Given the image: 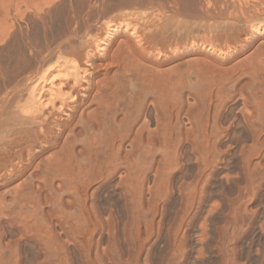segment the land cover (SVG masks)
<instances>
[{
	"label": "rangeland",
	"instance_id": "obj_1",
	"mask_svg": "<svg viewBox=\"0 0 264 264\" xmlns=\"http://www.w3.org/2000/svg\"><path fill=\"white\" fill-rule=\"evenodd\" d=\"M0 9L12 31L0 37V96L23 58L25 73L35 70L38 53L68 37L79 44L76 29L102 37L106 21L134 28L129 13L145 11L157 36L142 53L156 73L124 74V104L105 117L138 132L112 159L118 169L89 184L93 175L73 180L74 168L58 172L64 179L0 164V264H264V0H0ZM9 109L0 111L3 162L25 139Z\"/></svg>",
	"mask_w": 264,
	"mask_h": 264
},
{
	"label": "bare ground",
	"instance_id": "obj_2",
	"mask_svg": "<svg viewBox=\"0 0 264 264\" xmlns=\"http://www.w3.org/2000/svg\"><path fill=\"white\" fill-rule=\"evenodd\" d=\"M0 10H3V9H0ZM5 11H6V9H4L3 12L0 11V13L2 12L5 15ZM8 12H9V10H8ZM16 12H18V11H16ZM6 13H7V11H6ZM10 13H11V10H10ZM16 14H18V13H16ZM148 14L145 11L144 12L135 11L131 14L129 13V15H131V17L134 18V21L136 24V26L134 28H131L130 23L123 25L122 23L114 24L111 21H108V22L106 21L105 33L102 35V37H98V36L96 37L92 33V35L96 37V38L94 37L95 39L93 37H91V35H90L91 33L89 34L90 30L87 31V29H86L85 31L84 30L82 31L80 29H76L73 32L74 34L73 33L72 34L76 37V40L77 39L79 40V44L77 43V44H75V46H73L72 43L70 42L73 39L70 40V38L68 37L67 39L65 38V40L63 39L64 41L61 40V42H58L57 45L55 44L54 48L52 46V49H48V50L46 49L47 51L45 50V52L43 51L40 54L38 53L39 56L35 57V59L37 58L36 60H38V62H37L38 66L35 68V70L30 71V72L28 71V73H25V70L28 69L30 66V65H28V68H27V64L30 62V59L29 60H28V58L22 59V65L15 70V72L13 73V75L11 77V81L9 79L10 82H9L8 87L4 88L5 90H4L3 94L0 96V99H1L0 103L2 104L0 106V111L2 112V109L4 106L6 107L7 105L8 106L10 105V107L13 110V113L15 114V116L18 117L17 122H19L21 120V123L19 122V124L26 125L27 130L24 129L25 127L22 126L23 129L26 131V132L24 131L25 135L23 133V135H24L23 137H25V139L22 137V134H21L23 129L20 130V135L23 138V141H24L23 143L25 145H23V143H22L21 146H18V148L19 147H22V148H19V149L18 148H12L15 146L17 147L16 143L18 141L16 139H15V142L16 141L17 142L16 143L14 142L15 146L11 142L13 140L10 141L13 146L10 147V145H9L10 142L7 143L9 145V146H7L8 147L7 149L12 148L13 151L8 150V152H6V153H8L7 154L8 159L6 158V160L4 162H3V160L5 158L3 159V158H1L2 157L1 156L0 161L3 159L1 161L3 163H0V164H4V166L6 165L5 166L6 168L9 167V169H7V170L11 169V171H12V169H13L14 170L13 172L16 171L19 175H24V173L32 167H36V168L40 167V169L44 170V172L46 174L47 173H48V175L51 174L54 177H56V176L58 177V174H59L58 172L63 173L62 171H64L65 175L68 176V173L70 172V170H72L74 168L73 169V171H74L73 176L74 177L76 174H78V172H79V174H78L79 176H81V174L83 176L84 175L83 173H85L87 175H89V174L93 175V176H90V175L87 176L86 175L87 178L89 179L88 180L85 177L88 180L87 182H89V181L91 182V181L95 180L98 176L97 175L98 173H103L104 171H106V174H107V170L111 169L113 165L116 166V164H117L116 162L113 161L114 164H112V159H114L117 154L119 155L121 149L124 146V143L127 142L126 138L128 136V133H130L133 130L129 129L128 126H124L123 124H121L120 126L117 125L118 123H115V122H117V120L115 121L113 119V116H112V119H113V122L115 121L114 122L115 125L111 121L112 120L111 117L109 118V119H111L110 121H109V119H106L105 117L112 115L114 110L116 111V108H118V110H120L119 104L121 101L124 104V101L122 100L126 96L125 95L123 97V95H124L123 94V92H124V90H123V81H124L123 78H124V76L123 75L124 74L126 75L128 73H132L134 75V77H136L135 79H140L141 81L145 80V82H146V80H148V76L152 75V74H150L151 72L153 74L156 73V72H153L154 71L153 68H151V69H153V71L152 70L150 71L147 67L148 65L145 64V62H143L144 59L142 60V56L144 58V55H142V53L149 51V49L151 52V48L148 47L149 46L148 44H151V41L153 40L152 38L155 37L153 35L155 33V30H154V32L152 31L153 30L152 28H154V24H153V26L150 24L151 18H149ZM4 15H2L1 18L5 17L7 14L5 16ZM8 15H10V14L8 13ZM16 17H18V16H16ZM3 20L7 21L8 19L2 18V21ZM4 21L3 22L0 21V37H2L3 35L5 36L7 31H8V33L5 37H2L3 39L0 38L3 43H4V41H6L7 37H8L7 39L9 40L8 34L12 33L11 27H10L11 23L8 21L9 22V24H8L9 28H8L7 25L4 24ZM6 21H5V23H8ZM102 23H104V22H102ZM151 23H153V21ZM2 25L3 26L5 25L8 30L5 28V26L3 27ZM12 26L14 27L13 24H12ZM13 27H12V29H14ZM136 27H139V28L137 29ZM160 27H162V26H160ZM252 30H253V32H252L253 36H254V34L260 33L259 29L257 28V26L255 24L252 26ZM121 31L122 32L123 31L129 32V36L128 35L120 36ZM73 35H71V36H73ZM151 35H153V36H151ZM12 37H13V35H12ZM156 37H155V39H156ZM149 40H151V41L149 42ZM146 42H149V43L146 44ZM152 44H154V43H152ZM160 44L158 43V45H160ZM155 46H156V44H155ZM133 48H134V50L138 49V51L137 52L133 51L132 50ZM152 49L156 50L154 47H152ZM20 57L21 56H19V58ZM30 58H32V57H30ZM188 60H191V59H188ZM188 62H190V61H188ZM30 63H32V62H30ZM17 64H19V63H17ZM198 64H200V63H198ZM198 64H197V66H198ZM161 69L163 70V68H161ZM169 69L170 68H168V70ZM4 70L5 69L2 67V65H0V74L3 75V77L1 78L3 81L5 80ZM165 70H166V68H165ZM195 70H196V68H195ZM175 71H176V69L174 70L173 73H175ZM198 71H200V70H198ZM159 73H160V71H159ZM22 74H25L24 77L22 76ZM160 74H163V72ZM129 75L131 76V74H129ZM222 75L223 74L221 73V76ZM20 76H22V78L18 79ZM122 76H123V78H122ZM127 76L128 75H126L125 77H127ZM169 76L171 77V74ZM161 77H162V75H161ZM125 79H127V78H125ZM149 79L151 81V77H149ZM157 79H158V77H157ZM159 80H161V79H159ZM213 80H215V78ZM202 81L204 82V80H202ZM219 81H220V79H219ZM151 82H153V81H151ZM154 83H155V81H154ZM169 83H170V81L168 82V84ZM175 83H177V82H175ZM136 84L138 85V83H136ZM143 84H144V82H143ZM145 84L147 85V83H145ZM148 84H150V82ZM166 84H167V82H166ZM207 85L209 86L210 84H207ZM216 90H218V89H216ZM146 95H148V94H146ZM206 95L208 96V94H206ZM168 96H165V97H168ZM207 96H206V98H207ZM159 98L161 99V97H159ZM131 100H132V98H131ZM142 102H144V101H142ZM135 104H136V102H135ZM129 105H130V103H129ZM134 106H136V105H134ZM10 107H8V109ZM8 109H3L4 110L3 112H6L5 110H8ZM129 109H131V108H129ZM12 110H10V111H12ZM137 110H139V109H137ZM172 110H173V108H172ZM162 111H163V109H162ZM128 112H131V111H128ZM14 114L12 117H15ZM138 114L139 113H137L136 116H138ZM166 114L168 116L169 113L166 112ZM123 115H124V113H123ZM127 115H129V113ZM133 115H134V113H133ZM0 117H1V113H0ZM124 117H126V116H124ZM127 117H126V119H127ZM140 118H142V117L140 116ZM18 119H19V121H18ZM168 119H170V115H169V118L167 117V120ZM15 121H16V119H15ZM127 122H129V121H127ZM132 123H134V122H132ZM135 124L136 123H134V125ZM166 124H168V123H166ZM166 124L164 123V125H166ZM122 125H123V127H122ZM157 125H159V124L157 123ZM27 126H28V128H27ZM116 126H118V128ZM173 126L175 127V125H173ZM119 127H121V128H119ZM138 129H135V130H138ZM158 129H159V127H158ZM79 133H81V135ZM134 133L135 132L133 131V134ZM136 133H138V132L136 131ZM156 133L158 134L159 132L157 131ZM165 133H167V132H165ZM82 134H83V136L84 135L85 136L83 137ZM130 135H132V134H130ZM130 135H129V137H130ZM159 135H160V133H159ZM75 136L76 137L81 136L80 138H82L83 140H84V138L85 139L87 138L85 140L86 142H83V140H80V139L77 141L78 143L81 141L82 143L85 144L84 149H86V156L85 157L81 156L84 159L86 158L85 162H84V159L82 161L80 159L81 163H79L78 157H77L78 161L75 162L77 154L75 156L72 155L74 150L76 149L75 146L77 147V144H78V143L76 144L74 142ZM137 137H140V136L138 135ZM17 139H19V138H17ZM132 140H133V138H132ZM149 140H151V139H149ZM136 141H137V138H136ZM19 142H22V141H20V139H19ZM4 143L5 142H3V144ZM83 147H84V145H83ZM81 150H79V152L77 150V152L80 154L82 152ZM2 151L5 152V150H3V149H2ZM4 152H2V153H4ZM46 152L51 153V155H49L50 153L47 154V155H49V158L47 160L44 159V156H43V154ZM77 152H75V153H77ZM114 154H115V156H114ZM4 155H5V153H4ZM47 155L45 156L46 158H47ZM81 155H83V153H81ZM121 156H120V158H123V155H121ZM124 157H125V155H124ZM117 159H118V156H117ZM122 163L123 162H121V164ZM118 164H120V163H118ZM129 164H130V162H129ZM129 164H127V166ZM137 165H138V163H137ZM0 167H2V165H0ZM116 169H118V167ZM116 169L114 167V170H116ZM111 170H109L108 173H112L113 170L112 171ZM75 171H78V172L75 174ZM54 172H55V175L57 173L56 176L53 174ZM71 172H70V174L72 175L73 173H71ZM104 174H105V172H104ZM9 176H11V175H9ZM53 176H51V177H53ZM59 176L62 177V174H59ZM64 176L62 178H64ZM67 176H65V178H68ZM73 176H71V177H73ZM79 176H77V177H79ZM103 176H105V175H103ZM69 177H70V175H69ZM74 177H73V180H76V181L80 180V177H79V179L77 177H75V179H74ZM99 177H100V175H99ZM85 178H84V180H85ZM101 178H102V176H101ZM97 180H98V178H97ZM83 182L85 184H87L86 181H83ZM90 182H89V184H91ZM72 183H73V181H72ZM88 185H87V187H88ZM76 189H77V187H76ZM24 195H26V194H24ZM29 195H30V193H29ZM20 196H23V194ZM19 197H18V199L20 200L21 197L20 198ZM25 198H26V196H25Z\"/></svg>",
	"mask_w": 264,
	"mask_h": 264
}]
</instances>
